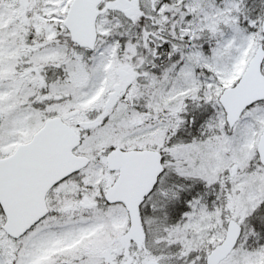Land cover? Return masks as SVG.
<instances>
[{
  "label": "snow or ice",
  "instance_id": "6c2138e0",
  "mask_svg": "<svg viewBox=\"0 0 264 264\" xmlns=\"http://www.w3.org/2000/svg\"><path fill=\"white\" fill-rule=\"evenodd\" d=\"M0 264H264V0H0Z\"/></svg>",
  "mask_w": 264,
  "mask_h": 264
}]
</instances>
